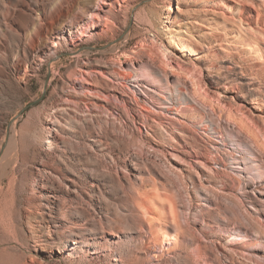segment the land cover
<instances>
[{"label": "rangeland", "instance_id": "1", "mask_svg": "<svg viewBox=\"0 0 264 264\" xmlns=\"http://www.w3.org/2000/svg\"><path fill=\"white\" fill-rule=\"evenodd\" d=\"M103 1L91 10L108 15L113 30L100 35L89 13L75 19L33 55L37 76L22 68V89L0 96L1 129L18 115L33 158L17 173L25 216L18 231L27 243H11L17 264H114V255L118 264H264L259 214L231 189L236 153L227 132L237 128L226 115L250 117L264 132V8L257 0ZM145 63L177 79L178 89L133 88L132 64ZM202 121L219 129L221 143L204 134L211 131ZM53 203L58 236L70 241L63 252L34 247L30 236Z\"/></svg>", "mask_w": 264, "mask_h": 264}, {"label": "bare ground", "instance_id": "2", "mask_svg": "<svg viewBox=\"0 0 264 264\" xmlns=\"http://www.w3.org/2000/svg\"><path fill=\"white\" fill-rule=\"evenodd\" d=\"M96 1L98 0H0V96H11L22 89L17 76L22 68L25 67V71H28L32 76H37V72L32 68L33 55L43 50V47H45L51 36L64 35L66 31H70V27L75 19L82 18L84 14L89 13L87 23L92 24L93 20L99 21L97 25H100V35L108 34L113 30L112 20L108 15H104L101 18L102 16H99L100 13L98 14V12L91 10V8H97V11H100L102 3H105L103 0L100 1V4ZM248 1L255 3L254 0ZM258 1L259 5L264 8V0ZM127 11L126 6L118 10L124 16ZM256 13L258 16L259 12L257 9ZM80 34L84 35L86 33L80 31ZM184 38L177 36L175 38L177 45L182 50L192 51L191 45L185 42L187 39L184 40ZM59 44L60 42L54 40L52 47H59ZM88 53V50H82L78 55H87ZM53 54H55V51ZM53 54L49 58V69L51 71L55 70V62L58 60ZM161 54L165 58V66L174 68L169 63L164 50H162ZM132 68L134 80L131 86L139 89L143 94H146V90L152 91L151 86L163 87L166 91L171 92L178 89L179 82L177 79L171 83L167 75L156 70V68L150 67L147 63L142 67H136L132 64ZM145 79L147 80L146 82L144 81ZM141 88H145L146 90ZM136 89L133 91L136 92ZM198 93L195 92L192 95H187V98L194 100V97L198 96ZM247 94L254 95V92L249 90ZM148 98L152 99V96H148ZM134 99H137L136 96H134ZM6 103V100L0 103V264H17V256L12 251L11 243L16 242L19 245L27 244L25 236L18 231V229L20 230L24 227L25 216L21 208V202L15 192L18 185L17 173L21 171L24 165L31 163L33 158L29 153L30 141L28 136L19 129L20 127H17L18 115H15L8 122L6 129H1L2 122L5 119L3 109H5ZM210 104L212 106V103ZM220 104L222 103L219 101ZM241 109L239 108V111L244 114ZM48 110L45 112V120L47 123L52 124V121H54L52 112L54 110ZM226 115L228 122H232L237 128V132L233 130L227 132V142L232 145L236 153L235 156H231L228 166L231 172L228 175L231 181V189L238 190L240 195L244 196L251 210L259 214L257 216L261 220L256 219L263 227L264 132L257 125H254L253 119L250 117L245 118L244 115H239L231 109L227 110ZM208 124L202 121L203 128L211 131L205 130L204 134L209 139L221 143L219 129L214 130V128L208 127ZM21 128L29 130L30 125ZM48 128V137L44 139V142L48 147H51L52 142L49 136L52 134L54 127ZM240 135H243L244 138L240 139ZM212 147L216 148V145H212ZM213 161L218 164L215 159ZM256 203L262 205L261 209L256 207ZM54 205L55 203L48 207V214L50 215L48 216L50 218L44 219L42 216L40 220H37L36 229L33 230L30 236L34 247H51L63 252L66 251L69 240L58 236V227L60 225L55 222H60V220H54L56 218L52 214L56 212H54V209H56ZM171 211L173 220L177 223L173 207ZM260 231L261 229L259 230L260 235L264 236L262 234L264 232ZM112 260L115 262L114 264L121 263V257L118 255H114Z\"/></svg>", "mask_w": 264, "mask_h": 264}]
</instances>
